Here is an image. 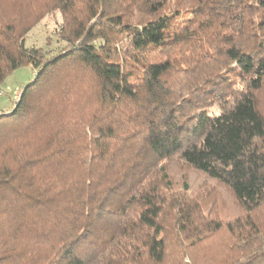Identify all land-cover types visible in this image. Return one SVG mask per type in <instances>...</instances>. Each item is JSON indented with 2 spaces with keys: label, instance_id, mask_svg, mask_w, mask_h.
<instances>
[{
  "label": "trees",
  "instance_id": "obj_1",
  "mask_svg": "<svg viewBox=\"0 0 264 264\" xmlns=\"http://www.w3.org/2000/svg\"><path fill=\"white\" fill-rule=\"evenodd\" d=\"M39 7L58 51L26 46ZM24 66L0 111V264H264V0H0V87ZM174 161L240 214L176 196Z\"/></svg>",
  "mask_w": 264,
  "mask_h": 264
},
{
  "label": "rangeland",
  "instance_id": "obj_2",
  "mask_svg": "<svg viewBox=\"0 0 264 264\" xmlns=\"http://www.w3.org/2000/svg\"><path fill=\"white\" fill-rule=\"evenodd\" d=\"M40 16L43 17L34 29L26 36V46L42 47L50 51H58L63 45L57 42V28L62 23V14L54 10L49 13L44 7H39ZM44 12V13H43ZM34 72L31 66H24L6 79L5 85L0 87V111L13 109L14 94L17 96L20 89L27 86L33 79ZM173 181L174 194L185 191L191 200L198 202L202 209L210 215L213 211L223 219H233L240 214L231 194L217 182L208 179L205 175L195 172L193 169L183 165L182 162L174 161L168 168ZM188 184V189H186ZM187 190V191H186ZM220 250L214 245L208 249V255L216 256ZM202 264V261H199Z\"/></svg>",
  "mask_w": 264,
  "mask_h": 264
}]
</instances>
